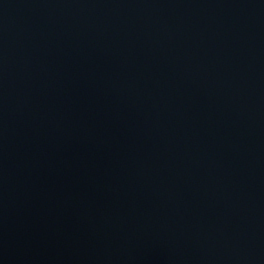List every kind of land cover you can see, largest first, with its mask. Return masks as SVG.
Here are the masks:
<instances>
[{
    "label": "water",
    "instance_id": "obj_1",
    "mask_svg": "<svg viewBox=\"0 0 264 264\" xmlns=\"http://www.w3.org/2000/svg\"><path fill=\"white\" fill-rule=\"evenodd\" d=\"M0 264H264V0H0Z\"/></svg>",
    "mask_w": 264,
    "mask_h": 264
}]
</instances>
